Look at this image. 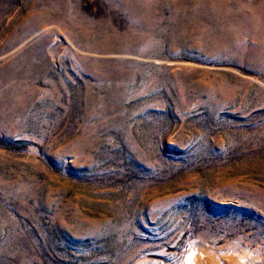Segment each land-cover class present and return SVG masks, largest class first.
Returning a JSON list of instances; mask_svg holds the SVG:
<instances>
[{
    "label": "rangeland",
    "instance_id": "rangeland-1",
    "mask_svg": "<svg viewBox=\"0 0 264 264\" xmlns=\"http://www.w3.org/2000/svg\"><path fill=\"white\" fill-rule=\"evenodd\" d=\"M194 246L264 264V0H0V264Z\"/></svg>",
    "mask_w": 264,
    "mask_h": 264
},
{
    "label": "bare ground",
    "instance_id": "bare-ground-1",
    "mask_svg": "<svg viewBox=\"0 0 264 264\" xmlns=\"http://www.w3.org/2000/svg\"><path fill=\"white\" fill-rule=\"evenodd\" d=\"M200 250H198L194 246V248H192L190 252L188 251L189 254L186 256L183 264H214L215 263L216 260L214 261L212 259H209V257H207L208 259L204 257L203 252H202L204 249H202V251ZM234 259L236 260V264H243L245 257L235 255Z\"/></svg>",
    "mask_w": 264,
    "mask_h": 264
}]
</instances>
